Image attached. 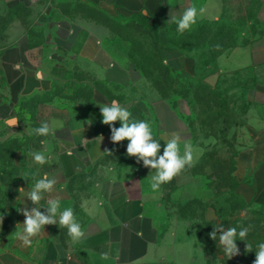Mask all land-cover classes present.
Instances as JSON below:
<instances>
[{"label":"rangeland","instance_id":"1","mask_svg":"<svg viewBox=\"0 0 264 264\" xmlns=\"http://www.w3.org/2000/svg\"><path fill=\"white\" fill-rule=\"evenodd\" d=\"M108 15L95 10V0H0V69L3 70L2 53L22 44L28 48V67L33 66L34 73L39 72L50 88V92L21 102V109L11 116L19 120L17 129L0 118V152L9 157L11 148L23 146V175L18 179L33 181L42 174L43 165L35 163L29 152H45L48 162L44 165H53L54 161L52 148L41 143L47 136L33 131L45 123L39 115V101L52 98L57 105L70 102L72 108L86 102L91 109L100 111L99 106L116 100L140 118L141 101L168 95L166 100L177 105L188 124V129L179 133L192 136L196 151L194 165L164 184L162 202L167 211L161 226L179 221L184 234L197 236L198 245H210L209 258L202 248L194 257L195 264H253L257 245L264 242V205L245 202L237 195L234 168L248 127L264 115V65L216 77L213 74L221 51L246 43L263 29L247 27L245 15L238 21L239 27L197 19L190 30L180 34L177 24L170 20L180 17L176 12H167L164 18L135 14L114 15L110 20ZM89 32L99 36L103 47L113 53L117 59L114 66L108 69L102 62L80 55L79 47ZM160 55L170 66L178 64L182 55L195 58L194 72L189 73L192 77H188L186 68L178 70L184 78L167 75L160 66ZM30 76V84H34L33 75ZM3 80L0 74V102L10 99L9 86L5 87ZM146 119L160 140L162 155L165 145L158 137L153 113ZM15 135L20 142L10 145L6 153L9 144L3 143ZM129 161H135V157ZM14 162H5L0 155V199L16 178L11 172ZM29 170L33 173L30 176ZM218 224L237 231L251 226L246 241H236L240 255L227 259L218 238H210ZM246 243L252 246L251 252L245 251Z\"/></svg>","mask_w":264,"mask_h":264},{"label":"crops","instance_id":"2","mask_svg":"<svg viewBox=\"0 0 264 264\" xmlns=\"http://www.w3.org/2000/svg\"><path fill=\"white\" fill-rule=\"evenodd\" d=\"M189 6L204 9L198 16L199 21L218 20L239 27L238 21L246 15L247 27L263 29L246 43L220 52L213 77L264 65V0H95V7L110 16L142 13L149 17H165L167 12L181 15ZM101 43L99 36L89 32L78 51L81 56L102 62L109 69L117 59ZM27 49L19 44L2 53L10 97L0 102V118L3 120L12 118L18 108L21 109V102L30 100L34 93L50 89L45 86L43 76L34 73L33 66L28 67ZM105 54L107 58L103 57ZM195 64V58L182 55L179 63H171V66L183 71L186 68L189 74L194 72ZM31 74L34 84H30ZM55 101L39 104V115L54 131V135L45 140L46 146L54 151V161L53 165H43L42 174H38L37 179L47 174L49 178L55 177L57 184L37 206L45 207L49 199L58 198L62 209H73L85 237L78 242L69 237L65 242L63 238L68 236L67 229L60 228L57 223L46 225L44 231L32 239L30 246H25L17 238L16 232L23 228L20 225L17 229V224H23L25 220L19 209L34 207L27 193L35 183V180L18 179L23 175L21 156L24 151L19 148L11 159L15 161L11 172L16 178L7 186L6 196L0 199V215H3L0 264H195L194 257L202 248L209 258V248L198 245L195 234H184L179 221L170 222L168 227L161 226L167 211L162 202L164 185L158 191L150 189L152 170L144 167L142 161L137 163L136 158L129 161L131 157L123 151L127 140L119 144L111 142V129L102 123L101 111L91 109L86 102L72 108L70 102L57 105ZM141 103L142 117L135 116L131 109L132 118L147 121V116L153 113L158 137L163 141L173 132L188 129L179 109L169 100L160 97ZM18 125L10 127L17 129ZM114 126L119 128L120 122H115ZM180 135L181 147L183 141L192 143L190 134ZM100 136H103L102 141L97 138ZM25 139L29 137H23ZM106 150L112 151L113 155H108ZM32 174L29 170L28 175ZM234 175L236 193L248 203L264 205L262 114L252 121L246 141L238 148ZM19 188L25 191L20 193ZM41 211L46 212V209L41 208ZM104 253L108 254L107 260L101 258Z\"/></svg>","mask_w":264,"mask_h":264},{"label":"clouds","instance_id":"3","mask_svg":"<svg viewBox=\"0 0 264 264\" xmlns=\"http://www.w3.org/2000/svg\"><path fill=\"white\" fill-rule=\"evenodd\" d=\"M203 11V8L198 9L196 6H189L183 10L178 19L171 17L170 20L177 24V31L183 34L197 23L198 16ZM99 107L102 123L108 125L111 129V142L119 144L127 140V156L135 157L137 163L142 161L144 167L152 170L149 184L152 191H158L162 185L171 182L174 177L194 165L196 150L190 141H183V148H181L182 137L180 133L173 132L164 141L165 146L161 155V143L160 140L155 138L150 122L134 120L131 112L121 106L116 100ZM18 121V119L13 117L5 120V124L10 127L16 125ZM117 121L120 122L119 128L114 126ZM33 131L40 136L54 135L53 129L47 122ZM97 138L100 141L103 140V136ZM41 143L46 144L47 142L41 141ZM105 152L110 156L113 155L112 151L106 150ZM29 156L39 165H44L48 162V156L43 151L29 152ZM32 179L35 178L33 177ZM56 184L57 179L55 177L49 178L47 174H44L41 178L35 179L34 186L28 191L27 198L34 207L31 210H28L27 207L19 209L24 215L25 220L23 224H17V229H19L20 225H23V228L16 232L17 238L25 246H30L32 239L39 236L44 231L46 225H55L57 223L60 228L67 229L68 236L74 242H78L85 237V232L77 221L73 209L70 207L62 209L58 198L49 199L45 207L37 206L44 199L46 193H52ZM18 191L23 193L25 189L19 188ZM41 208H45L46 212H42ZM2 223L3 215H0V224ZM250 230L251 226L241 227L237 231L235 227L225 229L223 225L218 224L209 235L214 241L218 238L219 247L222 248L227 259H231L234 256L240 255L236 241H246ZM218 231L220 233L219 236L217 235ZM245 251L251 252L252 246L246 243ZM101 258L107 260L109 257L107 253H104L101 255ZM253 264H264V242L257 245Z\"/></svg>","mask_w":264,"mask_h":264},{"label":"trees","instance_id":"4","mask_svg":"<svg viewBox=\"0 0 264 264\" xmlns=\"http://www.w3.org/2000/svg\"><path fill=\"white\" fill-rule=\"evenodd\" d=\"M95 10L96 11H98V12H101V13H103L104 11L102 10V9H99V8H97V7H95ZM137 15H145V14H137ZM108 18L110 19V18H114V16L112 17V16H110V15H108ZM160 18H164V17H160ZM111 20V19H110ZM222 52V51H221ZM220 54V53H219ZM218 54V55H219ZM159 59H160V66L163 68V69H166V71H167V75H168V73L169 74H173V75H176V76H180V78L182 77V78H184L183 77V75H182V73L180 72V71H178V70H176L175 68H173L172 66H170L169 64H167L166 63V61L163 59V57H161V55H160V57H159ZM216 61V60H215ZM0 74H2V78L4 79L3 80V83H4V85H5V87L8 85V80H7V76H6V73H5V71H4V69L2 70V69H0ZM187 74V73H186ZM188 75V77H192L190 74H187ZM172 83V82H171ZM46 92H50V89L49 90H46ZM39 94H41L40 92H38V93H34L33 94V96H31V98H35L36 96H38ZM162 97L163 98H165V99H169V96L168 95H162ZM30 98V99H31ZM51 100H54V99H52V98H50V99H44V100H42V101H39V103L38 104H40V103H42V102H48V101H51ZM170 102H171V100H169ZM172 105L174 106V107H177V105L176 104H174L173 102H172ZM188 121V120H187ZM15 142H20V139H18V138H11V139H8L5 143H3V144H5V146L6 145H8L9 144V146L7 147V149H6V153L7 152H9V147H10V145H13ZM128 143V142H127ZM0 145H2V144H0ZM3 146V145H2ZM1 146V147H2ZM6 148V147H5ZM19 148H24L23 146H17V147H15V148H11V150H10V156L8 157V156H4V154L2 153V152H0V155H1V157L2 158H4V160H5V162L6 161H9V160H11L12 159V157H13V153L15 152V150L16 149H19ZM1 151H2V149H1ZM162 154H163V150H162ZM6 158V159H5ZM235 160H236V158H235ZM234 170H235V168H234ZM237 181V180H236ZM237 183V182H236ZM236 192V191H235ZM238 195V194H237ZM239 196V195H238ZM239 197H241V196H239ZM242 198V197H241ZM243 199V198H242ZM245 201V200H244ZM246 202V201H245ZM209 248H211L210 247V245L208 246ZM210 255L213 257V251H210ZM213 264V263H212Z\"/></svg>","mask_w":264,"mask_h":264}]
</instances>
